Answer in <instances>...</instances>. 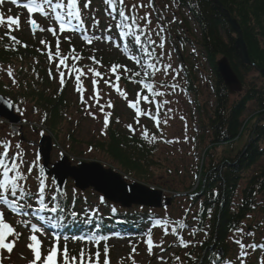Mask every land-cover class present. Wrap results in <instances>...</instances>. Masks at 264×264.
Segmentation results:
<instances>
[{"label": "snow or ice", "instance_id": "6c2138e0", "mask_svg": "<svg viewBox=\"0 0 264 264\" xmlns=\"http://www.w3.org/2000/svg\"><path fill=\"white\" fill-rule=\"evenodd\" d=\"M12 4H16L17 0H11ZM104 5L110 9L111 19L115 22V28L118 30L120 39L127 41L121 47L119 43L113 44V47L119 49L122 54L136 66L139 70L133 71L127 65L114 62L111 63L108 69L101 71L104 67L102 58H97L95 52L98 49L93 48L91 55L85 57L77 52L75 46H71L67 52L62 50L61 35L64 33L81 32V39L87 45H93L94 41L99 42L102 39L112 43L113 37L96 35L95 31H89L84 27L85 15L92 17V27L99 25V21L95 19L96 9L88 12L92 4V0H27L23 4V8L27 13H39L40 17L50 21L48 26H41L36 19H28L31 25L32 32L37 30L40 33L47 32L55 38L54 49L53 45L46 39H41L39 43L45 46V55L49 63L48 75L53 78L52 65H55V73L59 77L60 91L62 92L68 82H73L74 90L79 93L81 104L84 106L87 115L93 119L97 118V112L103 114L104 127L102 134L106 133L109 126V119L112 113L106 111L105 108H113V99L111 92L105 93L100 87L101 82L110 90H114L127 104V107L134 110V123L140 124L142 117H147L156 122L159 127L161 123L168 124L167 116L162 117V108H167L169 112L172 108L169 107L172 101L168 98L170 94H176L180 89L179 83L175 82L180 75L175 70L171 62L170 52L166 50V37L163 35L167 31L160 24L153 26V12L155 11L154 0H132L128 4L126 0H103ZM159 21V16L156 17ZM162 23V21H161ZM13 25L17 30L20 29L21 19L9 15L5 20L4 14L0 13V28L7 27L9 30L5 35L10 37L14 44H20L21 41L16 36L11 35ZM111 26H109L110 30ZM64 40L71 45L72 35L64 36ZM3 40V36H0ZM131 45V47H129ZM10 45H5L8 49ZM24 47H27L25 44ZM39 51V49H38ZM164 57H167V62H164ZM85 59L91 61V66L81 63ZM38 63V61H36ZM163 65L160 67L159 65ZM123 69V73L120 70ZM35 72V69H33ZM137 85L139 91L135 93V98L129 99L128 93L123 91L120 86L121 76ZM8 76H13L11 68L8 69ZM37 78L39 74L36 73ZM114 78V79H113ZM171 78L174 82L169 84L167 79ZM85 79H89L92 87V95L85 98L87 91L85 87ZM13 85L17 83L15 79ZM108 96L105 103H102V98ZM91 101V103H90ZM9 107H14L11 100L8 101ZM147 106V107H145ZM150 109H154V112ZM181 119H184L181 117ZM117 122L119 119L117 118ZM130 132L135 133L132 124L126 125ZM43 135V133H41ZM141 135L145 141L154 143L157 140L156 135H152L149 139V131L143 128ZM170 142V141H169ZM15 149L10 155L11 150ZM89 151H92L90 148ZM40 156L37 154L34 161L25 159V150L20 143L14 146L10 139H0V264H4L5 258L3 252L7 254L13 253L18 246V242L23 237V233L17 230V226L28 229L29 235L26 237V248L30 250L32 259L28 264H110V246L108 241L110 237L98 231L102 225L98 222H93V216L99 213V209H92L91 215L88 210H84L83 215L72 208H66L61 204L60 199H66L67 194L61 192L58 197L55 189V180L51 184L47 182L48 177L45 173V168L38 162ZM38 167V190L33 192L28 186L29 177L32 176L35 168ZM31 201H35L36 207ZM100 203H104V197L100 198ZM75 201H73V205ZM31 210V211H28ZM8 214H18L20 217L13 223L6 218ZM111 212L115 214L117 209L111 208ZM42 213H50L56 215H42ZM71 220L73 223L81 221L83 224L92 225L87 234L68 236L59 231L61 224ZM177 227H172L169 230V221L167 219H156L152 227L142 234L141 241L146 245L148 257H155L159 264H167V260L163 255L154 253V249L159 248L161 253L165 251L164 246L154 241V227L163 229V235L174 236L175 243L180 247L187 248L189 241H186L179 234V229L186 228L185 223L179 220L175 221ZM96 229V230H94ZM240 237H243L244 230L237 229ZM194 234V233H193ZM11 238V239H9ZM48 242V247L45 248L44 241ZM80 242L82 246L78 252H73L68 242ZM63 241V243H62ZM141 241L131 243V253L127 257L130 264H139L135 259L140 255L137 251L138 244ZM236 243L241 249L250 248L252 250L264 249V244L251 245L242 243L240 238L236 239ZM246 252H241L240 256L245 257ZM103 257V258H102ZM176 261H180V257H175ZM231 264V262H230ZM258 264H264V257H261Z\"/></svg>", "mask_w": 264, "mask_h": 264}, {"label": "trees", "instance_id": "16d2710c", "mask_svg": "<svg viewBox=\"0 0 264 264\" xmlns=\"http://www.w3.org/2000/svg\"><path fill=\"white\" fill-rule=\"evenodd\" d=\"M176 1L180 8L189 7L196 26L194 31L189 29L187 32L184 29H188L187 20L184 17L179 22L177 20L175 26L184 34L180 40L191 46L197 45L211 73L208 80L213 102L211 105L207 102L200 104L196 74L201 69L189 65L185 57L178 53L177 61L181 63L186 90L197 103L202 132L197 145L199 151L204 152L206 164L199 167L198 183L204 198L201 221L203 224L207 221L210 230V242L203 246L206 250L205 247L212 242L223 246L228 229L235 228L247 213L256 211L258 200H264V167H257L264 159V123L252 125V138L244 152L231 157L232 151L224 149L221 155L216 154L218 147L234 143L242 128L245 130L254 119L264 121V89L252 87L241 99L231 102L215 67L218 58H227L241 82L245 75L255 69H264V0H218L237 19L254 67L240 63L234 48L233 32L213 0ZM195 32L198 39L193 38ZM168 38L171 49L176 53L175 39L171 35ZM5 45V41L0 42V65L3 69L13 67L17 83L11 86L0 82V93L11 100L16 109H30L27 112L33 122L42 125L55 138L65 130V137L76 143L78 123L76 127L65 128L69 124L71 108L67 87L62 92L50 89L46 67L43 66L45 61L38 56L34 45L26 49L18 48L16 52H11L9 48L6 50ZM251 102H255L258 113L253 120L243 122L242 116ZM88 145L92 151L101 152L108 166L118 169L123 177L146 183L153 180L154 169L158 166L153 159V146L146 144L139 136L130 135L125 129L119 130L114 122L106 129L105 136ZM255 168L258 170L254 172ZM206 252L205 258L210 254L208 250ZM205 258L203 262L207 264Z\"/></svg>", "mask_w": 264, "mask_h": 264}, {"label": "rangeland", "instance_id": "374dc122", "mask_svg": "<svg viewBox=\"0 0 264 264\" xmlns=\"http://www.w3.org/2000/svg\"><path fill=\"white\" fill-rule=\"evenodd\" d=\"M156 1L158 3V6L161 8L162 16L160 17V20L166 26H169V27L173 26V23L170 20L171 18L170 15L172 11H174L176 6L173 5L171 0H156ZM166 6L169 8H166ZM216 7L218 8L217 5ZM2 11L3 13L7 14V16L9 15L14 16V11L12 7H6V9L3 8ZM182 14L184 16V12ZM14 17H19L21 19V26L19 30H17L15 25H13L12 27L15 30V34L19 36L18 38L24 40L25 42H28L23 36L27 37L28 35L29 30L27 26L28 24L27 21L29 18H32V17L29 16L27 12L23 9H21L20 13H18ZM192 24L193 23H191V29L193 28ZM0 32H1V28H0ZM42 34L43 33H40L37 30L34 34L30 36H35L34 38H40L44 36ZM98 35L101 36L100 34ZM195 38H198V36H196ZM63 41H66V40L63 39ZM71 42L79 43L80 41L77 37H74L72 38ZM91 47L92 49L93 48L98 49L95 52V55L98 56V58H102V60L103 59L105 60V57H106L105 53H106L108 56L106 59H109L112 61L120 59L123 64H126L127 66H131V63L125 56H121L118 54L119 52L118 49H116L113 46L103 43V39L99 42L94 41ZM182 49L184 51L183 54L186 56L188 60V63L193 67H195L196 65H199V67L201 68V72L197 76L199 79L198 85L200 88L199 100H201L200 101L201 103L207 102L209 105L210 102L213 101V96L211 92V83H208L206 80V75L210 76V74L208 73V67L204 63V60L202 59V57H198L197 59L196 53L194 55H191L193 52L192 50H194L192 46L187 45V46H184ZM171 62L173 63L175 70L178 71V69L176 68L177 61L174 56H171ZM87 64H89V62ZM200 64H203L204 67H201ZM56 78H59L58 75H53V78L51 79L52 82H50L51 90L58 89L60 86L59 79L55 81ZM167 81L172 82V83L174 82L171 78H168ZM175 82L179 83V85H182L183 79L181 77H177ZM5 83H7V81ZM120 86L123 91H126L128 93L129 99H133L132 90L130 88L128 89L123 83H121ZM66 87L68 90H73V94H76V96H79V93H77L74 90L73 82H70ZM85 87L87 89L85 93V98L87 99L88 96L92 95V87H91V82L89 79H85ZM100 87L105 88L104 89L105 93L111 92V98L113 99L114 107L105 108L106 111H109L112 113V116L110 117L109 121L110 122L113 121L115 124H117V127H119V130L122 129V126L125 129L126 124H132L128 116V113L125 112L127 111V109H129L127 107L126 102L121 97H119V95L114 90L108 89V87L104 85L103 83H101ZM135 87H136L135 84L131 85L132 89ZM252 87L257 88V90L264 89V79L257 72H251L248 75L244 76L243 91L236 92L234 93V95L230 96V101H237V99L242 98L245 92ZM73 94L71 93L70 95H68L67 98L70 100L72 104H75V99H74L75 95ZM187 97L188 96L184 94L183 91H181V89H178L176 94L169 95L168 98L172 101L169 107L172 108V111L169 112L166 107L164 108L165 113H168L166 116L169 119V123L163 124L162 129L164 130V136L170 142L168 144H161L156 149L155 153L153 154V159L155 162H157L158 166L155 167L154 169L155 177L152 181L149 182V184L150 186H153L156 188L158 187L159 189L164 190L163 195H165L167 198L170 195L168 192L174 190L175 188H176L175 190L179 189L178 190L179 192L182 191L183 188L185 187L187 188L189 186H194L193 189H191V191H194L195 189V185H193L192 183L194 180L191 174L192 172H189L188 166H190L191 164L194 166L195 164V161L192 160L193 156H190L192 155V139L190 138L191 136L193 137L197 136L195 132L193 133L192 127L194 126V124L196 125L198 121L196 120L197 116H196V113L194 112L195 110L194 104L188 102ZM107 99H108V96H104L102 98V103H105ZM71 106H73V112L70 111L72 114L71 117L73 119L70 122V124H68V126H66L65 128L73 127L74 122L79 117L78 116L79 113H75L76 112L75 106L77 105H71ZM256 109L257 108L254 105V103H251L248 106L247 112L244 114V120L253 116V114L257 112ZM27 110H30V109L26 107V111ZM83 111L85 114L84 108H83ZM27 114L29 115L30 113L27 112ZM96 115H97L96 119H93L91 116L88 115L86 119H83V121H79V125H78L79 127L77 128L78 129L77 135H75L76 143L73 145L72 149L71 148L69 149L68 141L65 138V135L61 134L57 139H55L56 140L55 144L58 145L59 151L61 152L58 153L59 151L57 149H54V151L51 152V155H50L51 163L60 159L61 153L62 155L67 156L69 160H71V158L73 159V162H71L72 166H75L76 162H84V163L93 162V161L99 162L98 159L101 160L99 162L101 164H103L104 162L105 163L108 162L105 156L101 152L95 151V150L89 152L87 149L88 144L94 143L95 139L97 138L99 139L100 137L104 136V134H102L101 132L102 128L104 127L103 114L97 112ZM181 117H183L184 119H181ZM116 118L119 119V122H117ZM251 127L252 125L248 126L247 129L244 130V134L239 138V140L236 143H234L233 146H230V148L234 150V152L232 153L233 157H234V153L237 151H241V149L245 145L250 135ZM0 130L2 131V133H6L2 125L0 126ZM32 131L33 130H31V128H26V129L24 128L23 131L19 133V136L26 137L25 142L27 144L26 145L24 144L25 147H23V149L25 150V158L29 162L34 161L36 153H37L36 145L39 142L38 141L39 138L37 137L36 133H33ZM10 132L14 136H16L17 134L14 128H10ZM64 132L66 131L64 130ZM49 136L50 134L48 133V137ZM22 140L21 141L18 140V141L22 142ZM221 150L222 149H220V151ZM216 153L218 154L217 151ZM105 166H108L107 163ZM262 166H263L262 163H259L257 165V167L259 168H261ZM167 170L174 171L173 176L171 178H169V176L166 175ZM257 170L258 168H255L253 171L255 172ZM34 172L35 171H33L32 176H30L31 179H35L37 177ZM65 187H66V190L67 189L69 190L70 196H72L73 195V192H72L73 185L70 179H67V183ZM83 194L87 199L89 198V200L92 203H95V196L93 197L90 195H93V194L96 195L97 193L92 191L91 188L86 189L83 192ZM176 206H177L176 204H173L170 207L171 210L168 213L172 214V216H177V213L179 212ZM20 230L21 232H24V237L23 239L20 240V242H18V246L15 248L14 257H9V261L13 262L14 264H23V262L25 261L29 262V260L32 259L31 257L32 254L30 250L26 248V244H27L26 237L29 235V231L22 230V229ZM112 248H113V253L110 256V264H130L129 260L127 259L128 257L127 250L129 248V245H127L126 243H117V244L114 243V245H112ZM233 249H236V246L233 247ZM173 250H177V246L166 248L165 251L162 252V254L159 251L154 252V253L163 255L166 258L170 256V253L171 254L174 253ZM137 251L140 253V255L136 256L135 259L139 262V264H159L158 260L155 257H152V258L148 257L145 245L140 246V243H139L137 247Z\"/></svg>", "mask_w": 264, "mask_h": 264}, {"label": "water", "instance_id": "95a60500", "mask_svg": "<svg viewBox=\"0 0 264 264\" xmlns=\"http://www.w3.org/2000/svg\"><path fill=\"white\" fill-rule=\"evenodd\" d=\"M214 2L218 6L222 15L227 18L232 30L237 35L235 40V49L241 64L250 65L247 49L243 42L239 26L237 25L236 21L232 20L229 17V14L222 9L217 0H214ZM217 72L229 93L233 94L236 91H241V84L226 59H221L217 62ZM260 74L264 77V70H261ZM0 116H4L11 121H15V119L10 116L8 103L1 97ZM44 143H46V147L42 148L41 153L43 156L44 165H46L48 162L49 153L48 138L43 140L42 145ZM48 172L52 173L59 185H62L67 177H71L75 180L76 185L81 189L92 186L98 192L105 194L109 200L118 202L123 206H129L131 202L134 204L159 205L160 193L151 192L148 189L136 184L126 186L118 175L114 174L111 170L103 169L99 164L96 163H80L77 167L71 168L69 167L66 159H62L59 163H56L52 167L51 171ZM127 196H134L136 198L134 200H130V202L127 201ZM144 197L147 200H145Z\"/></svg>", "mask_w": 264, "mask_h": 264}, {"label": "bare ground", "instance_id": "6f19581e", "mask_svg": "<svg viewBox=\"0 0 264 264\" xmlns=\"http://www.w3.org/2000/svg\"><path fill=\"white\" fill-rule=\"evenodd\" d=\"M11 124H13V123H10V125H11ZM98 161H100V159H98ZM104 163H105V162H104ZM104 163H103V164H104ZM105 165H106V163H105ZM107 165H108V163H107ZM67 179H69V178H67ZM108 202H109V204H111L110 201H108ZM77 223L80 224V225H82V222H81V221H78ZM78 226H79V225H78Z\"/></svg>", "mask_w": 264, "mask_h": 264}]
</instances>
